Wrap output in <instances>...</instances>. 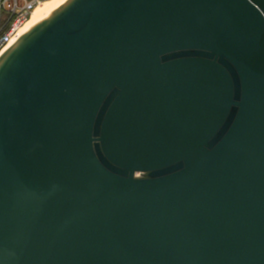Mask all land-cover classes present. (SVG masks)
I'll list each match as a JSON object with an SVG mask.
<instances>
[{
  "label": "water",
  "instance_id": "obj_1",
  "mask_svg": "<svg viewBox=\"0 0 264 264\" xmlns=\"http://www.w3.org/2000/svg\"><path fill=\"white\" fill-rule=\"evenodd\" d=\"M0 264H264V0H67L13 42Z\"/></svg>",
  "mask_w": 264,
  "mask_h": 264
},
{
  "label": "built area",
  "instance_id": "obj_2",
  "mask_svg": "<svg viewBox=\"0 0 264 264\" xmlns=\"http://www.w3.org/2000/svg\"><path fill=\"white\" fill-rule=\"evenodd\" d=\"M46 0H0V13L6 19L0 26V55L21 36L33 10Z\"/></svg>",
  "mask_w": 264,
  "mask_h": 264
},
{
  "label": "bare ground",
  "instance_id": "obj_3",
  "mask_svg": "<svg viewBox=\"0 0 264 264\" xmlns=\"http://www.w3.org/2000/svg\"><path fill=\"white\" fill-rule=\"evenodd\" d=\"M67 0H46L42 4L38 5L34 10L27 23L21 29V35L28 29L38 23L40 20L48 16L55 11L59 6L65 3ZM4 52V51H3ZM2 52V53H3Z\"/></svg>",
  "mask_w": 264,
  "mask_h": 264
},
{
  "label": "trees",
  "instance_id": "obj_4",
  "mask_svg": "<svg viewBox=\"0 0 264 264\" xmlns=\"http://www.w3.org/2000/svg\"><path fill=\"white\" fill-rule=\"evenodd\" d=\"M2 18H3V21H2V20L0 21V26L3 24L4 20L6 19V16H5V15H3V17H2Z\"/></svg>",
  "mask_w": 264,
  "mask_h": 264
},
{
  "label": "rangeland",
  "instance_id": "obj_5",
  "mask_svg": "<svg viewBox=\"0 0 264 264\" xmlns=\"http://www.w3.org/2000/svg\"><path fill=\"white\" fill-rule=\"evenodd\" d=\"M3 15H5L4 13H0V21L2 20L3 21ZM32 15V14H31Z\"/></svg>",
  "mask_w": 264,
  "mask_h": 264
}]
</instances>
